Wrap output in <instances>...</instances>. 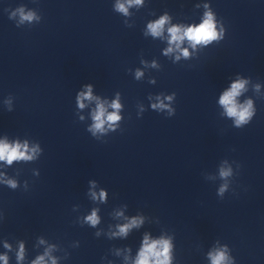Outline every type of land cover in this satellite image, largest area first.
Wrapping results in <instances>:
<instances>
[{"label": "clouds", "instance_id": "obj_1", "mask_svg": "<svg viewBox=\"0 0 264 264\" xmlns=\"http://www.w3.org/2000/svg\"><path fill=\"white\" fill-rule=\"evenodd\" d=\"M131 2V0H130ZM140 0H136V3H139ZM118 10L126 12V8L124 5H118ZM21 13V20H28L31 21L33 19V15L31 13H28L25 15L23 13V10H19ZM165 23V18H161L158 22L155 24H150L149 28L153 35H159L162 27ZM171 34V42H179L183 40L185 37L193 41L194 43H206L212 39L217 38V33L214 31V24H213V17L211 13L207 14V19L200 24L199 26L190 27L187 30H185L182 34L178 28H171L169 29ZM178 46V43H177ZM171 51V49H169ZM185 55L187 53L185 52ZM90 88V86H89ZM244 88V81H238L231 85V89L226 91L220 100V103L225 106L227 114L232 117H236V124L237 126H240L242 123L247 122V118L250 117L251 113L249 109L251 108V102L249 101L247 106H238L236 103V97L240 94L241 90ZM86 98H91V92L83 94ZM83 107V105H80ZM114 107L118 108V104H114ZM107 121L114 122L119 119V117L116 114H110L106 117ZM94 120L96 121L94 127L98 130L102 129V126L105 123V112L104 108L100 106L98 108V111L94 115ZM21 145L16 144L14 146L9 145L5 142H0V160H5L9 164L14 159H31V157L26 156L25 152L27 151V145H24V151H21ZM222 176L229 175V172L222 171ZM9 183L15 187V184L11 181ZM223 191V189H221ZM103 193H101V197H103ZM91 224L95 225L98 222V218L96 216V213L93 212L91 216L87 218ZM138 223L137 220L133 219L131 224H126L120 227V233L126 234L128 229L132 225H136ZM162 247L163 252H161L159 249ZM168 242L167 241H149L147 237H145L143 242V247L139 253L138 259L136 261V264H167L168 261ZM23 257V246H21V253L19 258ZM163 257V259H161ZM6 260V258H4ZM226 257L223 252L217 253L215 256L212 257L213 264H224ZM34 264H43V257H39L37 261L34 262Z\"/></svg>", "mask_w": 264, "mask_h": 264}]
</instances>
